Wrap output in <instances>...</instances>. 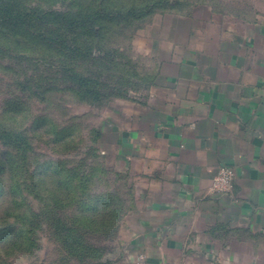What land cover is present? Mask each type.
Returning a JSON list of instances; mask_svg holds the SVG:
<instances>
[{
    "label": "rangeland",
    "instance_id": "rangeland-1",
    "mask_svg": "<svg viewBox=\"0 0 264 264\" xmlns=\"http://www.w3.org/2000/svg\"><path fill=\"white\" fill-rule=\"evenodd\" d=\"M0 4L76 22L0 23V135H8L0 137V264H171L136 251L135 178L120 173L110 127L134 111L155 69L143 47L152 25H188L202 5L225 25H259L264 0ZM196 257L175 264H197Z\"/></svg>",
    "mask_w": 264,
    "mask_h": 264
},
{
    "label": "crops",
    "instance_id": "crops-1",
    "mask_svg": "<svg viewBox=\"0 0 264 264\" xmlns=\"http://www.w3.org/2000/svg\"><path fill=\"white\" fill-rule=\"evenodd\" d=\"M195 11L188 25H152L155 69L110 127L120 173L135 178L132 237L159 263L264 264V23ZM220 168L233 172L226 193L212 190Z\"/></svg>",
    "mask_w": 264,
    "mask_h": 264
},
{
    "label": "trees",
    "instance_id": "trees-1",
    "mask_svg": "<svg viewBox=\"0 0 264 264\" xmlns=\"http://www.w3.org/2000/svg\"><path fill=\"white\" fill-rule=\"evenodd\" d=\"M96 15V14H95ZM48 20H55V21H60L62 24H70L73 25L75 20L71 16H61L59 14H40L35 18V16L31 12H20L17 9H14L13 6H3L0 4V23L2 24H7V25H14V26H23L25 24L33 23V22H41L44 19ZM36 19V20H35ZM86 19H89L88 17L83 18L81 21V25L86 22ZM35 20V21H34ZM2 136H5L4 138L7 139L8 135H4V132L1 133L0 137L3 138ZM15 140V139H14ZM13 140V141H14ZM102 202L106 205V207L111 206V202L109 201H103ZM97 210V207L95 206L94 209L92 210L95 212ZM114 209L108 211V213L112 214ZM105 225L108 224V220H104Z\"/></svg>",
    "mask_w": 264,
    "mask_h": 264
},
{
    "label": "built area",
    "instance_id": "built-area-1",
    "mask_svg": "<svg viewBox=\"0 0 264 264\" xmlns=\"http://www.w3.org/2000/svg\"><path fill=\"white\" fill-rule=\"evenodd\" d=\"M233 172L227 168H220L213 179L212 190L216 193H226L231 188Z\"/></svg>",
    "mask_w": 264,
    "mask_h": 264
}]
</instances>
